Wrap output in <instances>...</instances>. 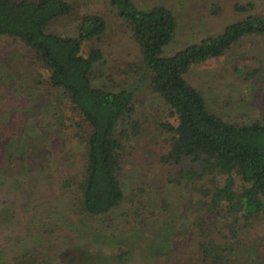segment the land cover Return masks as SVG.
<instances>
[{
	"label": "trees",
	"instance_id": "obj_1",
	"mask_svg": "<svg viewBox=\"0 0 264 264\" xmlns=\"http://www.w3.org/2000/svg\"><path fill=\"white\" fill-rule=\"evenodd\" d=\"M104 1L121 22L124 36L138 49L139 60L128 64L127 71L140 73V81H145L147 88L163 100L167 116L173 118L158 123L167 144L166 150L158 154V162L162 166L179 165L186 158L201 162L200 172L180 168L178 179L209 177L214 183L212 188L198 189L208 201H203L204 214L193 220L188 230L192 231L190 239L189 235L174 233L171 223L164 222L167 229L161 226L162 236L153 235L143 242L131 237L133 246L144 249L147 264H235L242 246V224L264 213V121L225 120L208 107L203 93L185 75L193 65L222 56L244 37L264 38V14L252 12V2L234 3L239 19L168 55L164 47L172 40L177 26L170 8L159 4L143 10L132 0ZM72 11L70 0H0V35L21 43L29 63L43 69L40 86L58 90L67 98L66 114L63 109L57 111L59 130L70 131L71 139L83 150L77 154L82 164L80 175L60 179L59 193L66 209L71 215L105 218L98 231L118 230L131 220L144 224L162 212H156L157 208L151 205L146 209L151 211L143 216V200L137 201L134 213L118 212L119 217H124L122 222L109 215L125 200L120 174L127 142L142 134L143 122L134 117L135 92L128 87L94 83L99 79L96 66L103 60L99 45L108 24L102 13H82L73 35L48 30L52 20ZM217 11V6L205 10L215 14ZM110 80L112 83L114 79ZM10 124L0 128V141L4 139L3 129L7 132L14 128ZM74 155L75 151H67L63 159L68 161ZM39 156V152H33L25 161ZM24 158L19 156L17 160ZM233 175L240 180L237 187ZM218 179L221 184L216 185ZM159 207L165 210L167 202L161 200ZM209 211L213 216L205 215ZM0 218H5V214L0 212ZM219 222L222 225L216 229L214 223ZM41 224L43 227H33V233L47 236L48 241L54 230L45 227L47 223ZM178 240L185 248L176 247ZM24 251L20 255L36 257L26 264H44L34 249ZM253 252L252 264H264V247L256 245ZM132 253L121 247L114 257L122 262Z\"/></svg>",
	"mask_w": 264,
	"mask_h": 264
},
{
	"label": "rangeland",
	"instance_id": "obj_2",
	"mask_svg": "<svg viewBox=\"0 0 264 264\" xmlns=\"http://www.w3.org/2000/svg\"><path fill=\"white\" fill-rule=\"evenodd\" d=\"M70 1L73 3L71 14L52 20L48 30L73 35L82 13H102L108 24L99 45L103 52L102 63L96 66L99 79L94 83L134 90V117L143 122L142 134L127 142L122 162L120 184L125 200L109 215L122 222L124 217H119L118 212L132 210L134 213L138 200H143L146 206L143 216L151 211H146L151 205L157 208L156 212L162 213L144 224L131 220L118 230L100 231L97 227L105 218L70 214L59 193L60 179L80 175L82 164L77 154L83 147L71 139L70 131L59 130L57 111H67V98L58 90L40 86L38 80L45 74L43 69L29 63L21 43L0 35V128L6 123L11 125L10 122L14 125L11 131L3 129L4 139L0 141V212L5 214V218H0V264H26L25 261L36 259L34 255H20L27 248L37 251L44 264H147V254L139 245L133 246L132 238L141 242L153 235L157 238L161 235V226L167 229L166 222L171 223L174 233L189 235L190 239L192 231L188 230L193 220L204 214L206 204L203 201H208L198 189L201 186L212 188L214 183L209 177L178 179L180 168L200 172L201 162L188 158L173 166H162L158 162V154L167 147L158 123L173 121V118L167 116L163 100L147 88L145 81H140V73L127 71L128 64L139 60L137 47L124 36L121 22L109 3L104 0ZM132 1L138 9L159 4L171 9L177 26L172 40L164 47L168 55L197 43L206 34L218 33L226 24L239 19L240 14L233 10L234 3L252 2V12L264 14V0ZM213 6H217L216 14L205 12ZM85 50L84 47L83 52ZM238 70L249 73L242 74ZM108 77L114 79L112 83ZM185 78L203 93L208 107L225 120L264 121V38L244 37L222 56L193 65ZM70 150L76 155L66 161L63 154ZM33 152H39L40 156L25 161ZM19 156L25 157L24 160H17ZM233 176L237 187L240 180ZM215 184H221V180H216ZM161 200L167 202L165 210L159 207ZM205 215L213 216L210 211ZM41 223H47L45 227L54 230L48 241L47 236L33 233V227H43ZM221 225L214 223L218 229ZM240 237L242 246L235 264H252L256 245L264 247V213L248 223L245 221ZM183 244L178 240L176 247ZM121 247L133 253L119 262L114 256ZM182 248L185 247L178 249Z\"/></svg>",
	"mask_w": 264,
	"mask_h": 264
}]
</instances>
